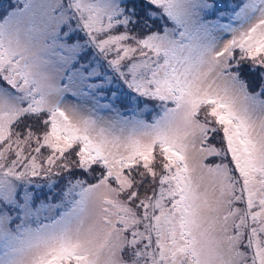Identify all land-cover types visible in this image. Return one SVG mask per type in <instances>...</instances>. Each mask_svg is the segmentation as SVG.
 <instances>
[{"label": "snow or ice", "instance_id": "snow-or-ice-1", "mask_svg": "<svg viewBox=\"0 0 264 264\" xmlns=\"http://www.w3.org/2000/svg\"><path fill=\"white\" fill-rule=\"evenodd\" d=\"M0 264H264V0H0Z\"/></svg>", "mask_w": 264, "mask_h": 264}]
</instances>
